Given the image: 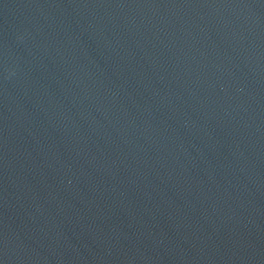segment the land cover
I'll return each instance as SVG.
<instances>
[{"label":"water","instance_id":"1","mask_svg":"<svg viewBox=\"0 0 264 264\" xmlns=\"http://www.w3.org/2000/svg\"><path fill=\"white\" fill-rule=\"evenodd\" d=\"M0 264H264V0H0Z\"/></svg>","mask_w":264,"mask_h":264}]
</instances>
